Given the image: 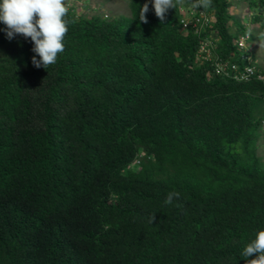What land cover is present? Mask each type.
Here are the masks:
<instances>
[{"label":"trees","instance_id":"trees-1","mask_svg":"<svg viewBox=\"0 0 264 264\" xmlns=\"http://www.w3.org/2000/svg\"><path fill=\"white\" fill-rule=\"evenodd\" d=\"M247 1L254 41L264 0ZM145 2L111 19L69 8L66 50L47 70L30 38L0 31V264H245L264 228V79L197 57L187 0L163 24L151 5L139 20ZM230 4L207 10L213 48L242 63L248 26ZM172 191L182 209L164 204Z\"/></svg>","mask_w":264,"mask_h":264},{"label":"clouds","instance_id":"clouds-1","mask_svg":"<svg viewBox=\"0 0 264 264\" xmlns=\"http://www.w3.org/2000/svg\"><path fill=\"white\" fill-rule=\"evenodd\" d=\"M187 2L193 10L203 9V11H207L213 7V0H187ZM184 3L185 0H146L143 6L140 7L139 20L142 23H148L146 14L150 10L149 5H151L155 16L163 24L168 10L176 9ZM247 5L251 9V17L254 8L248 2ZM68 12L67 0H0V23L5 25L0 31L5 33L8 40H12L17 35L23 36L25 40L30 38L33 45L31 51L34 53L31 58L33 66L47 70L57 63L60 55L66 50L65 38L70 23ZM210 14L214 21L213 13ZM250 17L245 21L247 26ZM211 28L214 29L212 25ZM246 32H249L248 49L250 50L252 43L251 30L248 29L244 33ZM242 34L235 39L236 45H238L237 39ZM216 36L218 37V35ZM258 39L264 41V31L258 34ZM250 52L252 53L251 50ZM253 59L256 64L254 57ZM179 198V192H169L164 204L182 209V204L174 203ZM155 219L156 216L153 213L148 222L153 224ZM241 256L245 260V264H264V228L256 230L254 239L246 244Z\"/></svg>","mask_w":264,"mask_h":264},{"label":"built area","instance_id":"built-area-1","mask_svg":"<svg viewBox=\"0 0 264 264\" xmlns=\"http://www.w3.org/2000/svg\"><path fill=\"white\" fill-rule=\"evenodd\" d=\"M180 10L183 29L192 30L197 34L204 32L197 57L210 61L213 71L216 74L244 81L253 77L264 79V72L257 68L253 55L248 49L249 32L242 34L237 39V46L241 52V58L245 61V63L242 64L233 59V54L222 57L214 51L213 47L216 44L217 34L216 31L211 28L213 17L208 11H203V9L193 10L190 6L181 7Z\"/></svg>","mask_w":264,"mask_h":264},{"label":"rangeland","instance_id":"rangeland-1","mask_svg":"<svg viewBox=\"0 0 264 264\" xmlns=\"http://www.w3.org/2000/svg\"><path fill=\"white\" fill-rule=\"evenodd\" d=\"M247 2V0L231 1L230 12L237 20L247 21L249 19L251 9L248 7ZM67 4L76 13L77 17L86 18L101 15L104 18L111 19L121 14L131 15L129 0H67ZM252 27L257 29V25L250 21L248 29L251 30L253 29ZM250 50L255 53L256 61L264 66V41L256 37L251 43ZM244 63L245 61L242 60V64ZM260 133L258 153L264 159V127L260 130Z\"/></svg>","mask_w":264,"mask_h":264}]
</instances>
